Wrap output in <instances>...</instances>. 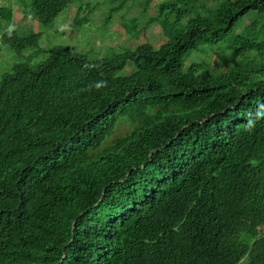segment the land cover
<instances>
[{
  "label": "trees",
  "instance_id": "16d2710c",
  "mask_svg": "<svg viewBox=\"0 0 264 264\" xmlns=\"http://www.w3.org/2000/svg\"><path fill=\"white\" fill-rule=\"evenodd\" d=\"M17 1L50 28L80 0ZM110 1L109 17L138 2ZM200 1L123 24L139 41L157 23L158 48L90 61L54 46L0 75V264H264V0L202 16ZM40 36L1 28L0 49L45 52ZM207 47L216 65H186Z\"/></svg>",
  "mask_w": 264,
  "mask_h": 264
},
{
  "label": "rangeland",
  "instance_id": "374dc122",
  "mask_svg": "<svg viewBox=\"0 0 264 264\" xmlns=\"http://www.w3.org/2000/svg\"><path fill=\"white\" fill-rule=\"evenodd\" d=\"M207 0H202L197 4V8L203 7ZM159 0L153 1L145 10L144 1L139 0L137 3L129 5L128 8L113 12L109 17L108 11L112 6H116L110 0H80L74 1L67 8H65L55 19L50 28H44L37 22L31 21L28 15L26 19L22 18L21 9L17 0H0L1 6H11L14 8L15 19L10 23H3L1 28L9 27H28L35 34H41L39 47L45 52L35 53L33 50H27L20 55L9 50L0 49V75L11 70V65L16 62H28L30 66L35 67L38 63L44 61L48 54L47 52L54 46L67 47L72 52L85 55L90 61H97L103 58H113L121 54L124 50H134L142 43H150L158 48L161 44L166 42V37L163 35L160 26L157 23H151L146 26L144 30L143 40H134L126 35L123 31V24L133 18H137L138 26L141 28L154 15H156V5ZM127 4H130L129 2ZM88 5V6H87ZM206 6H209L207 1ZM95 7L93 13L79 12L78 9ZM211 6V5H210ZM88 11V10H87ZM203 9L199 8L195 12L202 16ZM84 15L87 16L88 22L83 25H78L79 21ZM249 22L254 16L249 17ZM248 22V23H249ZM0 28V29H1ZM205 49V50H204ZM203 54L194 53L186 60V65L190 63L198 64H212L218 63V56L215 54L216 47L204 48ZM135 71L131 63H127L123 71L119 74L127 76ZM126 127L120 126L118 133L124 132Z\"/></svg>",
  "mask_w": 264,
  "mask_h": 264
}]
</instances>
